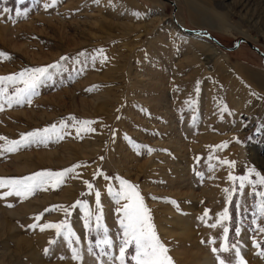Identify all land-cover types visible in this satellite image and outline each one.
Instances as JSON below:
<instances>
[{"label": "rangeland", "instance_id": "1", "mask_svg": "<svg viewBox=\"0 0 264 264\" xmlns=\"http://www.w3.org/2000/svg\"><path fill=\"white\" fill-rule=\"evenodd\" d=\"M198 13L199 19L193 18ZM97 49L107 57L103 62L98 55L91 59ZM0 51L11 56L0 61V76L58 61L63 69L38 88L30 104L4 105L0 136L19 140L23 133L52 124L59 128L62 120L66 125L63 139L52 136L0 152V177L81 165L56 188L37 190L27 199H0V223L7 225L0 224V264H119L118 209L126 201L118 204L107 191L119 190L117 177L138 186L174 264H218L216 255L230 256L213 254L222 227L207 226L225 207L230 219L222 223L229 228V243L237 244L246 264H264L252 246L264 234L249 227L264 224L256 216L252 225L258 203L249 195L254 189L246 184L232 203H226L223 191L233 187L229 172L239 177L255 169L264 175V0H0ZM248 72L263 85L248 78ZM14 87L23 84L9 86V95ZM70 116L93 121L94 131L77 135L79 125ZM147 148L154 151L148 154ZM224 160L235 162L234 167ZM97 170L103 175L94 178ZM84 181L93 185L92 191ZM97 190L111 248L96 246L103 233L92 230L94 220L85 228L81 208H72L69 216L53 208L81 200L95 209ZM205 209L209 216L201 221ZM40 213L39 224L67 221L80 242L65 241L54 228H29ZM209 238L216 243L209 245ZM72 249L78 250L79 260L73 259ZM134 255L129 246L124 264H135Z\"/></svg>", "mask_w": 264, "mask_h": 264}, {"label": "snow or ice", "instance_id": "2", "mask_svg": "<svg viewBox=\"0 0 264 264\" xmlns=\"http://www.w3.org/2000/svg\"><path fill=\"white\" fill-rule=\"evenodd\" d=\"M22 2V0H21ZM99 3V0H96ZM56 0H51V4H55ZM51 5H46V7ZM6 12L7 9H4ZM133 15H137L133 13ZM206 35V34H201ZM95 54L91 56L93 61L96 60L97 55L101 58V61L106 60L107 57L103 54V49L94 50ZM86 53L80 52L78 56L83 57ZM11 56L7 53L0 51V61L10 60ZM69 59L68 57H61V61ZM61 62H56L44 67H35V68H25L18 73H14L7 76H0V111L4 110V105L7 104L9 107L12 105H23L24 103H31V99L34 95L38 94V88L52 80L54 73L62 71ZM18 84H23V87H14L11 95L8 94L9 86H15ZM199 82H197V85ZM178 90V89H177ZM198 91V87H197ZM186 103L194 104V101H186ZM226 110V109H225ZM69 120L73 122L74 125H79L77 127V135H80L82 132L94 131L90 127L93 121L88 120H77L76 117H68ZM66 127L64 121L60 122L59 128L56 124H52L43 129L33 130L28 133H23L20 136L19 140H9L7 137L0 136V141H4L3 145H0V152H15L20 148L26 147L33 143H44L52 136H55L57 140L63 139V136L60 134L63 128ZM130 143H133L130 140ZM227 145H221L218 147H226ZM140 147V146H137ZM148 154H151L154 151L151 148L146 149ZM166 151V150H165ZM213 157H209L212 159ZM101 159H103L101 157ZM199 162V157L196 158ZM223 164L227 165L229 168H233L235 162H229L227 160L222 161ZM81 165H74L71 168L64 169L60 172L52 171H40L36 172L29 176H24L22 178H2L0 177V189L8 188L9 191L0 193V199H4L7 196L15 195L21 199H27L29 196L34 194L37 190L46 189L48 186L56 188L63 184L65 178H67L69 173H72L75 168L80 167ZM209 171H212V165H209ZM255 175L256 179H249L250 176ZM103 175L102 172L97 170L94 174ZM197 175L201 178L203 177L202 173L197 172ZM119 183V190H114L112 187H108V193L116 200L118 204L121 201H126L118 209V212L121 214V219L119 221L122 229V240L119 245V257L116 259L119 260V264H124V259L126 256V249L129 246H134L135 255L133 259L135 264H174L172 258L168 255L169 249L161 242L159 236L157 235L154 225L151 223V210L144 204L143 197L138 191V186L131 184L129 181L122 178H116ZM228 180L232 182L233 187L231 190L223 189L225 192L226 203H232L233 195L239 193L240 195L244 194V189L246 184L254 189L253 192L249 195L258 199V203L254 205L257 208V212L253 214L254 218L252 220V225H256L257 221L256 216H259L261 220H264V190H255L258 187L264 189V175H261L255 169H249L247 174L244 176H233L229 172ZM236 181H239L237 186ZM87 188L92 191L93 185L88 181H84ZM96 202L95 209H89L85 201L77 200L72 205L65 207L63 205L53 206V208H59L65 214L69 216L71 214L72 208H81L84 212L85 228L89 229L91 222L95 221L94 231H99L103 233V239L96 241V246L100 247L101 244L111 248L113 246L112 239L109 238L107 229L103 225V214H102V205L100 192L97 190L95 192ZM153 199H157L153 197ZM169 203H175L174 201H167ZM237 209L241 207L239 200L235 202ZM12 207L11 204L7 205ZM51 209H45V212L50 211ZM247 211V209H245ZM209 216V210L205 209L201 217H198L201 221H204L206 217ZM43 217V213H40L33 219L36 223L30 224L29 228L39 227L41 231L46 229L54 228L56 234L59 237H63L65 241L69 243L71 240H75L76 243H79V237L76 236V233L72 230L67 221H61L56 224L45 223L43 225L39 224V221ZM230 219L229 209L225 207L222 212L217 213L216 221L210 225H207L213 229L218 226L222 227L221 243L219 248L212 247L211 251L214 255L217 253H229V257L222 258L220 255H216L218 264H246L243 256L241 255V249L237 244H230L228 233L229 228L223 225V221ZM250 229L254 232L264 234V224L258 225L255 228L249 226ZM241 233L240 226L235 228L236 236H239ZM55 240H50L49 244H54ZM205 243V241H201ZM209 245H214L216 243L214 238H209L207 241ZM254 248L258 249L257 255L264 257V240H253ZM73 259L79 260V252L77 249H72ZM91 251V246L89 247ZM44 254L49 255V249H44ZM63 259V257H61Z\"/></svg>", "mask_w": 264, "mask_h": 264}, {"label": "bare ground", "instance_id": "3", "mask_svg": "<svg viewBox=\"0 0 264 264\" xmlns=\"http://www.w3.org/2000/svg\"><path fill=\"white\" fill-rule=\"evenodd\" d=\"M201 15L198 13V14H194V16H193V18H197V19H199V17H200ZM199 21V20H198ZM247 76H248V78H250V79H253L254 81H256L260 86H262L263 84V81H262V79H260L258 76H255V75H253V73H249L248 72V74H247ZM1 224V226H5V224H4V222H1L0 223ZM7 226V225H6ZM5 226V227H6ZM8 226H10V225H8ZM2 230V229H1ZM5 230V229H4ZM188 230V229H187ZM187 232V231H186ZM197 250V249H196ZM32 252V251H31ZM198 252V251H197ZM206 261V260H205ZM208 261V260H207Z\"/></svg>", "mask_w": 264, "mask_h": 264}, {"label": "water", "instance_id": "4", "mask_svg": "<svg viewBox=\"0 0 264 264\" xmlns=\"http://www.w3.org/2000/svg\"><path fill=\"white\" fill-rule=\"evenodd\" d=\"M187 31H188V32H191V33H193V34H197V32H199L200 30H187ZM208 37L212 38L210 35H208ZM250 47H251L255 52L259 53L256 47L251 46V45H250ZM259 54H260V53H259ZM261 56L263 57V55H261ZM263 58H264V57H263Z\"/></svg>", "mask_w": 264, "mask_h": 264}]
</instances>
